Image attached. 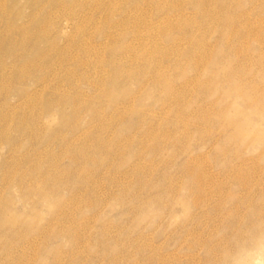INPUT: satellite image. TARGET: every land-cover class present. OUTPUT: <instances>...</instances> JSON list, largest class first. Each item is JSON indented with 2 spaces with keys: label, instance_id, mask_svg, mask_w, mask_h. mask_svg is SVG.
<instances>
[{
  "label": "rangeland",
  "instance_id": "1",
  "mask_svg": "<svg viewBox=\"0 0 264 264\" xmlns=\"http://www.w3.org/2000/svg\"><path fill=\"white\" fill-rule=\"evenodd\" d=\"M0 1V264H264V0Z\"/></svg>",
  "mask_w": 264,
  "mask_h": 264
},
{
  "label": "bare ground",
  "instance_id": "2",
  "mask_svg": "<svg viewBox=\"0 0 264 264\" xmlns=\"http://www.w3.org/2000/svg\"><path fill=\"white\" fill-rule=\"evenodd\" d=\"M60 0H56V1H52L51 0V3H50V6L52 7V6H54L55 4H57L58 2H59ZM1 2V1H0ZM3 3V2H2ZM46 3V2H45ZM4 15V14H3ZM7 17V16H6ZM6 21V20H5ZM9 24V23H8ZM22 27H20V25L19 24H16V25H14V26H11L10 28H9V30L11 29V31H14V32H16L17 31V34L15 35H11V36H8V35H3V33H2V31H3V29H0V47L1 46H6V44L7 45H16V43H18L17 41L20 39V38H22V37H25V34H24V32H25V29H21ZM18 33H20V34H18ZM31 34V33H30ZM32 35V34H31ZM28 37V36H27ZM19 38V39H18ZM28 39V38H27ZM22 40H23V38H22ZM21 40V41H22ZM24 41V40H23ZM20 42V41H19ZM25 42V41H24ZM23 44V43H22ZM21 44V45H22ZM31 44V43H30ZM24 45V44H23ZM22 45V46H23ZM27 45V44H26ZM1 64H3V60H0V65ZM244 93V92H243ZM262 96V95H261ZM9 210V209H8ZM3 215V214H2ZM5 215H3V217H4ZM2 217V218H3ZM8 218V217H7ZM6 220V219H5ZM5 220H4V223H6L5 222ZM16 221H17V219H15ZM7 221V220H6ZM10 221H12V220H10ZM3 222V221H2ZM8 222V221H7ZM15 222V221H14ZM3 223V224H4ZM9 223V222H8ZM0 224H1V222H0ZM7 224V223H6ZM5 225V224H4ZM1 227H3V226H1ZM6 227H8V226H6ZM4 229V228H3ZM10 229V228H9ZM4 232H6V231H4ZM5 235V234H4ZM1 236H3V235H1ZM3 238V237H2Z\"/></svg>",
  "mask_w": 264,
  "mask_h": 264
}]
</instances>
